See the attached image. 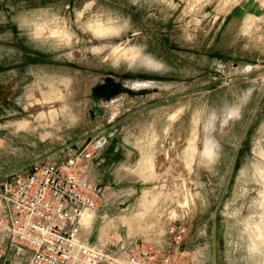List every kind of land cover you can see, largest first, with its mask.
Listing matches in <instances>:
<instances>
[{
  "label": "rangeland",
  "instance_id": "rangeland-1",
  "mask_svg": "<svg viewBox=\"0 0 264 264\" xmlns=\"http://www.w3.org/2000/svg\"><path fill=\"white\" fill-rule=\"evenodd\" d=\"M0 29V61L40 64L0 91V167L106 146L95 175L125 196L95 235L183 225V263L264 264V0H0Z\"/></svg>",
  "mask_w": 264,
  "mask_h": 264
},
{
  "label": "built area",
  "instance_id": "built-area-1",
  "mask_svg": "<svg viewBox=\"0 0 264 264\" xmlns=\"http://www.w3.org/2000/svg\"><path fill=\"white\" fill-rule=\"evenodd\" d=\"M99 149L73 147L63 161L41 158L0 180V261L9 238L17 249L11 264H186L183 225L101 237L104 222L95 235L101 207L125 196L111 197L89 180Z\"/></svg>",
  "mask_w": 264,
  "mask_h": 264
},
{
  "label": "crops",
  "instance_id": "crops-1",
  "mask_svg": "<svg viewBox=\"0 0 264 264\" xmlns=\"http://www.w3.org/2000/svg\"><path fill=\"white\" fill-rule=\"evenodd\" d=\"M1 30V29H0ZM1 33V32H0ZM19 33H17V36ZM18 39H21V37H18ZM14 44H18L21 46L23 49V44L21 45L20 42H16ZM23 52H15L12 53L11 55L12 58H10V62H7L6 58L1 59L0 61V91H5L6 89L13 90L15 91L17 88L22 87L24 82H26L27 78L30 79H37L36 74L33 70V66H40V64H37V62H32L33 58L36 57V54L32 53L29 49H23ZM6 71V75L5 72ZM15 82V84H14ZM8 86V87H7ZM23 88V87H22ZM104 150H107V147H103L95 157V159L92 162L90 174L88 176L89 180L92 183L103 185V179H98V177L95 175V169L98 166H101V163L99 162V159L101 158ZM70 151V150H69ZM69 151L62 150L52 157H50V160H56V162H60L65 160L68 157ZM56 151H43L40 152L39 154L34 155V157H29L28 159H25L27 161H24L23 163L19 164L18 166H14L11 168H2L0 167V177L3 175L14 171L16 169H20L23 167H28L30 166L33 162L44 158L52 153H55ZM7 243V248H11L13 251L15 250V246L8 241ZM24 261H27V258H23Z\"/></svg>",
  "mask_w": 264,
  "mask_h": 264
},
{
  "label": "water",
  "instance_id": "water-1",
  "mask_svg": "<svg viewBox=\"0 0 264 264\" xmlns=\"http://www.w3.org/2000/svg\"><path fill=\"white\" fill-rule=\"evenodd\" d=\"M122 90H126L125 87L121 86L120 84L116 83V82H112V83H108V84H101L97 87L94 88L93 90V98L98 100V99H110L114 96H116L117 94H119ZM101 113V109L97 108V114L99 115ZM92 117H94V115H92ZM73 147H77V145H73ZM58 151H56L55 153H52L46 157H44V159L50 158L53 155H55ZM26 167L20 168V169H16L14 171H11L5 175H3L2 177H0V180L6 176H8L10 173H17L19 171H21L22 169H24Z\"/></svg>",
  "mask_w": 264,
  "mask_h": 264
},
{
  "label": "bare ground",
  "instance_id": "bare-ground-1",
  "mask_svg": "<svg viewBox=\"0 0 264 264\" xmlns=\"http://www.w3.org/2000/svg\"><path fill=\"white\" fill-rule=\"evenodd\" d=\"M100 33H104V32H101L100 31ZM147 63L149 64V66H152V67H155V68H160L159 67V65H157V64H153L152 62H148L147 61ZM44 88H45V86H44ZM43 92V91H42ZM52 93V92H51ZM50 93V94H51ZM57 94V93H56ZM34 94H33V92H29L28 93V98L29 99H31L32 101V103H29V107L31 106H34V105H36V103H35V101L37 102L38 101V99H36V98H34V96H33ZM54 95V94H53ZM52 95V96H53ZM43 97H42V99L41 100H39L40 102H42V103H46V102H48L49 100H50V98H51V95H49V94H46V93H44L43 95H42ZM36 99V100H35ZM53 99V98H52ZM34 100V101H33ZM54 111V110H53ZM59 114H56V112H51V110H50V113H48V114H46V116L45 117H39L38 118V120H41V119H47V118H50V119H54L56 116H58ZM23 122V121H22ZM28 122V121H27ZM26 122V123H27ZM35 124V123H34ZM23 126V125H22ZM22 126L21 125H15V128L16 129H18V130H20V129H22ZM24 127V126H23ZM29 130V129H28ZM24 131H26V129L24 130ZM261 168V167H260ZM261 170V169H260ZM263 172V171H262ZM263 180H264V174H263V178H262ZM109 198V195L107 196V199ZM91 218H92V216L91 215H87L86 217H85V222L88 224V223H90V221H91ZM260 230H262V229H260ZM263 231V230H262ZM102 237V236H101Z\"/></svg>",
  "mask_w": 264,
  "mask_h": 264
},
{
  "label": "flooded vegetation",
  "instance_id": "flooded-vegetation-1",
  "mask_svg": "<svg viewBox=\"0 0 264 264\" xmlns=\"http://www.w3.org/2000/svg\"><path fill=\"white\" fill-rule=\"evenodd\" d=\"M97 112V111H96Z\"/></svg>",
  "mask_w": 264,
  "mask_h": 264
}]
</instances>
